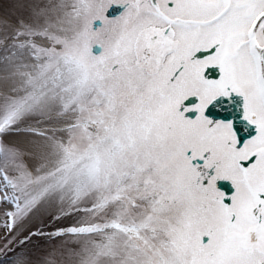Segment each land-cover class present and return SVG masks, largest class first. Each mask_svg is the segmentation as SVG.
<instances>
[{
	"label": "snow or ice",
	"instance_id": "1",
	"mask_svg": "<svg viewBox=\"0 0 264 264\" xmlns=\"http://www.w3.org/2000/svg\"><path fill=\"white\" fill-rule=\"evenodd\" d=\"M0 264H264V0H0Z\"/></svg>",
	"mask_w": 264,
	"mask_h": 264
}]
</instances>
